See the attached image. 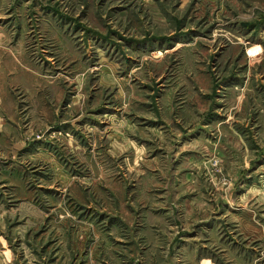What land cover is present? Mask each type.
I'll return each instance as SVG.
<instances>
[{"label":"rangeland","instance_id":"rangeland-1","mask_svg":"<svg viewBox=\"0 0 264 264\" xmlns=\"http://www.w3.org/2000/svg\"><path fill=\"white\" fill-rule=\"evenodd\" d=\"M0 264H264V0H0Z\"/></svg>","mask_w":264,"mask_h":264}]
</instances>
